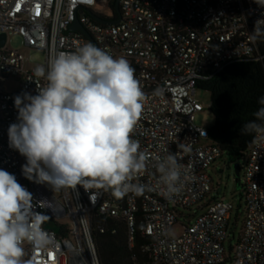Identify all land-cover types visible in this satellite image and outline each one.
<instances>
[{
	"label": "built area",
	"instance_id": "2783aa9c",
	"mask_svg": "<svg viewBox=\"0 0 264 264\" xmlns=\"http://www.w3.org/2000/svg\"><path fill=\"white\" fill-rule=\"evenodd\" d=\"M110 0H106L109 5ZM98 0H0V34L7 43L0 47V169L15 175L33 196L34 211L49 217L43 229L52 236L47 250L23 245V259L33 264H102L95 230H127L134 264H264V138L255 136L240 165L241 202L245 221L236 246H226L234 205L212 193L210 166L224 152L210 128L197 118L205 111L199 99L204 83L232 64H264L262 42L253 41L255 22L264 19V7L255 0H121L122 19L116 24L98 21L91 12ZM119 19V14L118 18ZM84 31L72 30L76 22ZM10 35L21 36L25 45L41 51L43 64L28 61L19 50L7 48ZM86 43L97 45L114 58L124 57L135 69L145 93L143 111L132 138L140 142L150 159L139 183L151 190L142 195L128 192L121 197L110 188H62L30 181L22 174L26 159L9 146L8 128L18 123L14 98L37 95L45 86L36 78L37 66L60 52L72 53ZM95 45V46H96ZM15 81L12 90L7 83ZM206 90V89H205ZM186 143L189 152L178 144ZM176 153L188 179L181 191L165 197L156 187L159 173L156 156ZM244 177V179H243ZM243 207V206H241ZM200 212L194 223H183L181 235H172L184 211ZM56 228H50V224ZM138 247V250L136 248Z\"/></svg>",
	"mask_w": 264,
	"mask_h": 264
},
{
	"label": "clouds",
	"instance_id": "9594fccd",
	"mask_svg": "<svg viewBox=\"0 0 264 264\" xmlns=\"http://www.w3.org/2000/svg\"><path fill=\"white\" fill-rule=\"evenodd\" d=\"M264 7V0H255ZM264 37V19L255 22L251 39ZM36 78L47 84L37 95L14 98L18 123L8 128L9 146L26 159L22 174L30 181L62 188H110L121 197L142 195L151 187L138 181L149 162L132 138L144 108L145 93L135 69L124 57L114 58L92 43L75 52H60ZM243 134L264 138V97ZM189 152L186 143L178 144ZM156 187L165 197L178 194L188 179L176 153L156 156ZM49 217L34 211L33 196L15 175L0 169V264H33L23 259V245L47 250L52 236L43 229Z\"/></svg>",
	"mask_w": 264,
	"mask_h": 264
},
{
	"label": "trees",
	"instance_id": "16d2710c",
	"mask_svg": "<svg viewBox=\"0 0 264 264\" xmlns=\"http://www.w3.org/2000/svg\"><path fill=\"white\" fill-rule=\"evenodd\" d=\"M109 6L117 19V0H110ZM261 47L264 52V42ZM203 86L211 92V110L216 117L211 134L227 154L229 163H239L246 158L255 139V134H243L241 129L255 119L253 114L262 107L258 101L264 97V64L254 61L232 64ZM112 225L115 223L105 233L97 230L94 233L101 263L134 264L125 226L119 224L114 233Z\"/></svg>",
	"mask_w": 264,
	"mask_h": 264
},
{
	"label": "rangeland",
	"instance_id": "374dc122",
	"mask_svg": "<svg viewBox=\"0 0 264 264\" xmlns=\"http://www.w3.org/2000/svg\"><path fill=\"white\" fill-rule=\"evenodd\" d=\"M94 11L104 13L105 15L112 17L113 11L111 7L106 3V0H98L97 5L94 7ZM7 48L10 50H19L23 52L28 61H31L33 64H43L45 56L41 51L32 50L25 45L24 39L21 36L10 35L8 38ZM8 87L14 90L17 87L15 81H10L7 83ZM199 99L205 106V111L200 113L197 118V123L200 126L206 128H212L215 125L216 117L211 110L212 95L211 92L205 89L199 90ZM245 161H240L239 164L243 165ZM208 174L212 178V193L208 196L207 200H212L216 198L219 191L220 198L228 202H231L234 205V210L231 214V231L232 234L229 240L226 243L228 251L230 252L231 245L236 246L238 243L245 221V212H244V202H241L242 199V190L239 186L240 179L237 175L234 164L229 163V158L227 154L219 157L208 169ZM244 179V177H243ZM48 185V184H47ZM51 187L50 185H48ZM52 188V187H51ZM243 206V207H241ZM200 212L196 209L191 211H184V215H181L180 221L172 229V235L179 236L182 234L184 227L183 223L189 224L194 223L196 218L199 216ZM50 228H56L55 224L51 223ZM226 264H232L229 260Z\"/></svg>",
	"mask_w": 264,
	"mask_h": 264
},
{
	"label": "water",
	"instance_id": "95a60500",
	"mask_svg": "<svg viewBox=\"0 0 264 264\" xmlns=\"http://www.w3.org/2000/svg\"><path fill=\"white\" fill-rule=\"evenodd\" d=\"M120 2H121V0H117V10H118V14H119V19L107 20V19L101 18L100 16H98L97 14H95L93 12H91V13L94 16V18H96L98 21H100L102 23H105V24H116V23L120 22L121 19H122V14H121V10H120ZM71 29L72 30L80 29V30L84 31L85 34L94 42L93 37L83 28V26L80 24V22L77 21L75 24H73ZM6 43H7V35L6 34H0V47L5 46ZM96 47H97V45H96ZM234 168L236 169L238 177H240V164L239 163H235L234 164ZM239 186H240V183H239Z\"/></svg>",
	"mask_w": 264,
	"mask_h": 264
}]
</instances>
